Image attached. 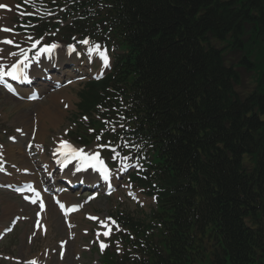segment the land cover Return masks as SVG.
Here are the masks:
<instances>
[{"label": "trees", "instance_id": "obj_1", "mask_svg": "<svg viewBox=\"0 0 264 264\" xmlns=\"http://www.w3.org/2000/svg\"><path fill=\"white\" fill-rule=\"evenodd\" d=\"M106 4L126 50L118 80L158 145L163 227L147 264H264V70L261 91L241 97L239 72L211 44L230 32L240 46L251 25L264 38V0ZM107 84L91 83L81 107Z\"/></svg>", "mask_w": 264, "mask_h": 264}, {"label": "rangeland", "instance_id": "obj_2", "mask_svg": "<svg viewBox=\"0 0 264 264\" xmlns=\"http://www.w3.org/2000/svg\"><path fill=\"white\" fill-rule=\"evenodd\" d=\"M19 1L13 0L12 3H18ZM1 36L5 35L0 33V38ZM21 37L23 38V36ZM259 72L260 70L256 74L258 75ZM244 80L247 83L248 81H252L253 77L244 74ZM50 88L52 87L50 86ZM79 89L80 85L76 83L73 87L62 91L72 96L71 101L73 107L75 104L73 109L68 108L64 110L61 104L52 106L54 115L56 112H63V115H55L58 116L56 118L58 123L54 124V129L46 126L45 133L43 134L44 142L46 143L45 146H53L56 139L65 137V129H68L72 125L71 122L75 119L74 114L76 113V103L79 100L77 96ZM48 104L49 100L46 98H43L37 104H27L25 101H19L13 97L7 98L6 94L0 90V143L5 144L7 149L10 144L6 142V135L7 133L10 134L15 127L22 128L25 125L30 128L32 120L35 119L37 123L41 124L38 122L40 117L47 120L49 115L43 107ZM16 144L12 145L14 150L18 149ZM22 156L23 154H15V157L9 160L16 166L19 163L27 165L25 160H21ZM30 162L32 161L30 160ZM144 201L145 205L140 206L142 209L140 210L136 208L135 204L129 202L124 197L120 199L100 197L89 203L82 212L74 215L75 217L72 218L74 222L69 220L70 223H67V225L64 222L66 220L61 218L58 211L53 208L54 216L57 218L54 226L51 224L52 220L48 213L46 229L39 231L34 225L35 208L26 204L20 198H16L12 193L0 190V230L11 226V220L14 215L21 216V219L15 225L13 233L8 235L0 244V264H14L13 261L4 260L2 253L22 260L30 257L41 258V264H60L62 262L65 264L63 260L66 261L69 259L72 260V264H96V256L94 253L91 255L90 253H85L86 246L91 243L92 234L86 236L83 232L87 230V226L90 229L93 225V222L87 218V215L92 214L94 217H103L110 215L116 210H124L125 212H131L135 216L142 218L153 207V202L150 199H145ZM21 210L23 213H21ZM60 244H63L64 247H69V256L67 258L58 254ZM79 254L81 258L76 259Z\"/></svg>", "mask_w": 264, "mask_h": 264}, {"label": "snow or ice", "instance_id": "obj_3", "mask_svg": "<svg viewBox=\"0 0 264 264\" xmlns=\"http://www.w3.org/2000/svg\"><path fill=\"white\" fill-rule=\"evenodd\" d=\"M6 5H2L0 4V8H6ZM0 31H5V32H9V31H13L12 29H8V28H3L0 29ZM32 38L29 37V40H31ZM0 43L2 44H7V45H13L14 41L12 39H8L5 38L3 40H0ZM39 43V41H35L32 44V48H35L37 46V44ZM80 44L83 45H89L90 41L85 38L84 40L79 41ZM15 47L19 48L20 46L18 44L15 45ZM60 47L58 44L56 43H52V44H47L43 47L40 48L39 52L36 54L35 57H33V59H38L39 55L41 53H47L49 55L53 54L54 51ZM3 50L0 49V52H2ZM67 51L69 54L76 52V48L74 45H68L67 46ZM89 56H91V54L95 53L97 54L100 59L103 61V65L104 67H107L109 64V57L107 55V51L106 50H102L101 46L99 44H92L90 47H88L87 49ZM22 55H23V59L22 60H18L16 63L12 64L11 66V70L7 71V72H2L0 71V78H2L3 76H10L12 79H17L19 74L22 72V69L19 68L20 64H23L25 68L28 67V64L25 63V61L28 59L27 57V53H24L23 50H21ZM77 55H79V53H76ZM9 55H15V53H9ZM87 119V118H85ZM17 131H21L20 129H17ZM10 139L15 140L14 137H11ZM97 139H100V137L98 136ZM101 147H104L103 145H101ZM113 151H115L113 149ZM55 152L58 153L62 158V164L61 166H65L66 163H70L71 161L75 160L78 162V167H77V171H81L87 168H91L97 172L100 173V175L103 177V179L105 181H107L109 179V169L105 164V161L101 158L100 153L99 152H86L83 148H77L74 147L72 144H70L68 141L66 140H61L59 142L58 147L55 149ZM116 155H119L118 153ZM112 159H115L116 156H112ZM125 159H127V157H125ZM26 171V170H25ZM28 191H31L33 193V197L34 198H30L28 196H25L24 198L26 200H30L31 203L36 204L37 202H39V206L41 211L44 210L45 205L44 202L41 198V194L39 191H36L35 188L32 187V185H28ZM61 211L64 213L65 216H67L69 213L71 212H75L79 210V205H75V206H70L67 207L63 204L60 203L59 201H57ZM39 215V213H38ZM89 219L92 220H98V217H94V216H89ZM107 221H110L111 224L116 225V221L113 220L111 217L106 218ZM101 224L103 227L108 228V224L105 223L104 221H101ZM117 230H119L118 226H117ZM111 232V228H108V231H104L102 234L104 236H108ZM101 233H97V235L99 236ZM108 245L101 242L100 243V248L101 250L105 249ZM119 250V249H118ZM27 264H37L36 260H29L27 261Z\"/></svg>", "mask_w": 264, "mask_h": 264}, {"label": "bare ground", "instance_id": "obj_4", "mask_svg": "<svg viewBox=\"0 0 264 264\" xmlns=\"http://www.w3.org/2000/svg\"><path fill=\"white\" fill-rule=\"evenodd\" d=\"M4 1H9V0H4ZM63 58L64 56H63V54L62 53H60L59 54V57H58V60H59V64H60V66L62 65V63H63V60L61 59V58ZM49 61H51V59H49ZM89 70L87 69V68H84V72H88ZM72 73H71V71L69 70V69H67V70H65V71H62L61 73H60V75L58 76V77H54V79H52L53 81H55V82H64V81H66L67 79H70L71 77H72ZM30 77V79L33 77V76H29ZM74 84L73 83H71L70 84V86H73ZM69 85L67 86L68 88L70 87ZM41 90H43L44 89V87H45V84H41ZM34 90L35 91H39V92H41V90H39V89H37V88H34ZM32 92L33 91H31V92H25L24 93V96H26L27 94H32ZM36 94V93H35ZM7 97H10L9 95H6ZM71 98H72V96L71 95H67L66 93H57V94H54V95H51L50 96V104H48L47 106H45L44 107V109H46L47 110V112H48V115H49V122H50V125H51V127L53 126V127H55V125L54 124H57V122H56V119L55 118H57L58 116H62V114H63V112L62 113H58V112H56L55 113V115H57V114H59L58 116H55L54 114H53V112H52V109H51V107L53 106V105H59L58 104V101L59 100H61V99H64V100H66L68 103L69 102H71L72 103V101H71ZM65 102V101H64ZM40 121V130H39V127H38V131H37V135L38 136H41V134H42V131H44L45 130V125L42 123V122H45V121H47L46 119H44L43 117H40L39 118V120H38V122ZM32 124V123H31ZM39 139H40V142H43V137L41 136V137H39ZM24 167H26V166H24ZM29 167V169H30V167L31 166H28ZM32 168V167H31ZM75 179H79V178H76L75 177ZM75 179H73L72 180V178H70L69 180L70 181H74ZM69 201V200H68ZM70 202V201H69ZM48 212L49 211H47V214H46V216L48 215ZM49 214H50V218H51V224L54 226V223L56 222V220H57V218H55V216H54V214L52 213V212H49ZM66 257H68V249H67V251H66Z\"/></svg>", "mask_w": 264, "mask_h": 264}]
</instances>
